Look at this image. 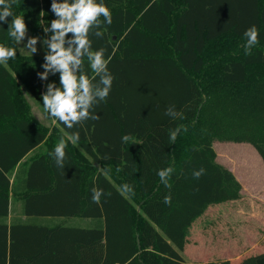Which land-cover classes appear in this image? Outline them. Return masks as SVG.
Masks as SVG:
<instances>
[{"label":"trees","instance_id":"16d2710c","mask_svg":"<svg viewBox=\"0 0 264 264\" xmlns=\"http://www.w3.org/2000/svg\"><path fill=\"white\" fill-rule=\"evenodd\" d=\"M103 2L113 23L104 25L103 38H90L111 57L112 87L91 110L100 118L70 130L59 122L49 130L31 114L19 82L43 104L46 85L59 87V73L41 80L45 52L21 54L0 22V43L17 51L7 68L0 65V264H189L181 251L193 222L209 205L241 195L213 142L247 141L264 159V0ZM51 3L16 0L12 10L38 33L40 20L56 19ZM252 25L259 43L245 55L243 34ZM85 70L93 75L86 58ZM170 105L180 113L175 119L165 115ZM63 131H79L80 140L68 143L61 169L49 153ZM124 135L132 139L124 143ZM167 167L174 171L165 185L157 173ZM200 168L205 173L195 179ZM125 183L134 190L130 198L118 191ZM94 187L104 193L99 204ZM11 191L22 199L21 216L12 219ZM239 264H264V253Z\"/></svg>","mask_w":264,"mask_h":264},{"label":"clouds","instance_id":"9594fccd","mask_svg":"<svg viewBox=\"0 0 264 264\" xmlns=\"http://www.w3.org/2000/svg\"><path fill=\"white\" fill-rule=\"evenodd\" d=\"M16 0H0V22L7 23V37L16 45H20L27 35V25L24 16L13 12ZM51 11L56 19L47 22L43 26L46 38L42 41L46 51L44 71L38 73L41 80H47L49 74L59 73L60 85L55 82L46 85V92L42 94L43 113L46 118H51L53 123L59 122L66 129H73L76 125H82L85 121L98 120L100 117L91 111L95 105L104 101L111 90L113 75L107 65L111 57L105 59L103 47L94 50L90 33L97 38H103L104 25L113 23L112 13L103 0H52ZM44 13L41 11L40 15ZM12 17L11 22L7 20ZM103 17V20H101ZM51 33L50 36L47 34ZM69 34L71 37L69 38ZM245 55H251V49L259 43V31L255 25L250 26L245 32ZM39 37H28L27 43L22 47L31 55L37 52ZM17 58L16 47L0 43V65L8 67V61ZM85 58L88 68L93 75L90 77L85 70ZM99 78L98 80L96 78ZM165 115L177 118L180 113L174 105L168 106ZM179 129L172 130L169 142L175 141ZM132 139L129 135L122 136V141L128 143ZM79 131H63L53 152L49 153L55 160L58 168H65L68 143L78 145ZM104 175L108 171L99 169ZM120 169H117L119 172ZM173 168L167 167L158 171L160 180L167 185L168 178L173 173ZM205 173L204 168L193 171L195 179H199ZM92 202L99 204L102 189L92 188ZM121 196L130 198L134 195L131 185L125 183L118 188ZM165 204H171V197L164 198Z\"/></svg>","mask_w":264,"mask_h":264},{"label":"crops","instance_id":"0c3cea01","mask_svg":"<svg viewBox=\"0 0 264 264\" xmlns=\"http://www.w3.org/2000/svg\"><path fill=\"white\" fill-rule=\"evenodd\" d=\"M19 50L22 51V48L20 45ZM45 52V50L43 51ZM42 53H34L32 55H38L43 54ZM23 54L31 55L30 53H25L22 51ZM28 90V89H27ZM29 91V90H28ZM31 95L35 98V100L41 105L42 103L36 99V97L31 93ZM27 97V96H26ZM29 100V98H28ZM31 105V111L32 113L40 120V114H45L43 111L40 110L38 105L36 103H32L30 100ZM43 109V107H42ZM46 117V116H45ZM51 120V119H50ZM42 121V120H41ZM52 124H55L51 121ZM1 127V125H0ZM219 146H222L223 151L224 145L226 144L227 148L229 149V154L227 156L225 154H221L220 151H216V160L221 165L227 167L230 169L236 178L239 180V182L242 185L241 188V195L237 199L233 200H227L224 202H219L216 204L209 205L204 213L199 216L204 218L207 215L214 213V210H217V220L222 217L223 220H230L232 221V226L234 228L235 225L238 226V228H241V231L243 233V229H245L247 223L250 225L251 219H254L253 216L256 215V213H264V159L261 157L259 152L257 151L256 147L247 141H219ZM215 144V143H214ZM41 146V145H40ZM39 147H37L35 150H31L28 152V154L22 159L21 163H28L29 159L38 151ZM215 148V145H214ZM242 150V154H240V157L237 156V153L234 152L235 149ZM241 152V151H240ZM239 157V158H237ZM20 163V164H21ZM97 165V163H95ZM15 173H13L11 177V182L14 181ZM22 175L19 180V184L22 187ZM259 207V209H258ZM221 211H218V210ZM22 211V199L18 197V195L14 194L12 191L10 192V205H9V218L12 219L17 216H21ZM227 216V218H226ZM197 218V219H198ZM196 219V220H197ZM58 220L65 221L67 223H71L77 226L82 227H91L96 225V223H91L92 221L89 219H82L79 217H71L67 219H63L60 217ZM196 220L193 222L191 227L189 228L188 234H187V241L185 244L184 249L181 251V254L183 258H187L189 260V264H194L195 262H216L220 259V261H228L229 264H239L241 263L245 258L256 255L259 253H264V243L255 245L254 242H252L254 239H252V229L248 228V244L247 245H254V249L252 247L248 248V254L244 257H241L240 259H236L237 257H231L226 256L225 251L221 249V243L217 241L216 244L215 240L212 239L209 243H204V238H194L192 232V229L194 227V224L196 223ZM237 237L234 234L230 235V243L229 245H234L236 242L238 243ZM261 246V247H260ZM260 247V248H259ZM259 248V249H257ZM257 249V251H253ZM235 253L237 251L229 250L228 253ZM201 253H205L204 255H201ZM231 253V254H232ZM206 257V258H203Z\"/></svg>","mask_w":264,"mask_h":264},{"label":"rangeland","instance_id":"374dc122","mask_svg":"<svg viewBox=\"0 0 264 264\" xmlns=\"http://www.w3.org/2000/svg\"><path fill=\"white\" fill-rule=\"evenodd\" d=\"M39 22H40L39 23L40 27H38V29H37L38 33H35L34 31L28 29L27 35H26L24 41L20 44L21 48L24 47V45L27 43L28 37H39L40 40L38 41V43L36 45V47H37L36 53H42L45 50V47L42 43V41L46 38V36H45L46 34L43 32V26H46L47 22L45 20H40ZM18 48H19V46H18ZM22 51L25 53H29L23 49H22ZM22 51H20L21 54H23ZM24 55H28V54H24ZM19 83H20V86L22 88V93H23L24 97L26 98L27 102L29 103V105H30V102H29V100H30L32 103H36L38 105V107L40 108V110L43 111L41 105L35 100V98L27 90V88L21 82H19ZM28 98H29V100H28ZM30 112L38 122H40L43 125H45L46 127H48L49 130L52 129L54 124L51 123V121H52L51 118H46L43 114H40L39 115L40 120H39L32 113L31 105H30ZM0 125L3 126L1 121H0ZM219 141H222V140H215L213 142V145H215V150H217V148H218V150L220 151V153L222 155L225 154L227 156V154H229V149L227 148L226 144H223L224 149H225L223 151L222 146H219V143H221ZM234 152H236L237 156L240 157V154H242L243 151L236 148L234 150ZM239 157H237V158H239ZM97 166L100 169L102 168L99 164H97ZM258 209H259V207H258ZM218 211H221V210L219 209ZM216 213H217V210H214V213L208 215L209 216L208 219H206L207 218V215H206L205 216L206 218L204 217L201 219V217H200L196 220V223L194 224V227H193L192 232H191L193 234V237L195 236L194 238H200L201 239V237H203L204 243H206V244L209 243L210 241H212V239L215 240L216 244L218 243L217 241H219V243H221V249L225 251V255L231 256V257H237L236 259H240L241 257L246 256L248 254V248L250 250V248L252 246H254L252 244L247 245L248 240L246 238H248V228L252 229L251 236H252V239H254L252 242H254L255 245L256 244L259 245V244L264 243V213H256V215L253 216L254 219H251L250 225H248V223H247L245 229H243V233L241 231L242 227L238 228V226L235 225L236 228H234L231 224L232 221H230V220L228 221L227 219L223 220L224 214H222V217H220L217 220V218H216L217 214ZM226 218H227V216H226ZM231 234H234L235 236H239V237H237L238 243L236 242L234 245L230 246L229 243H230V235ZM259 248H257V249H259ZM230 249L237 251V252H235V253L231 252L232 254L228 253V251ZM252 249H254V247H252ZM257 249H255L253 251H257ZM204 254L205 253H201V255H204ZM203 258H206V257H203ZM185 261L189 262V260L187 258L185 259ZM219 261H220V259L216 262H219ZM199 263H201V261L195 262L194 264H199Z\"/></svg>","mask_w":264,"mask_h":264},{"label":"water","instance_id":"95a60500","mask_svg":"<svg viewBox=\"0 0 264 264\" xmlns=\"http://www.w3.org/2000/svg\"><path fill=\"white\" fill-rule=\"evenodd\" d=\"M138 243H139V239H138Z\"/></svg>","mask_w":264,"mask_h":264}]
</instances>
